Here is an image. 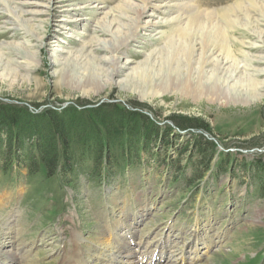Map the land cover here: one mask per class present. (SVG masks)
<instances>
[{
  "label": "rangeland",
  "instance_id": "1",
  "mask_svg": "<svg viewBox=\"0 0 264 264\" xmlns=\"http://www.w3.org/2000/svg\"><path fill=\"white\" fill-rule=\"evenodd\" d=\"M4 1L0 0V65L5 67L0 70V105L39 114L112 103L148 116L163 131L181 139L169 146L151 145L138 160L124 162L118 157L114 174L104 181L90 182L85 177L90 162L76 163L75 175L68 182L58 176L47 179L42 170L30 176L28 163L13 162L6 173L0 171V263L123 264L120 256L127 254L123 247L128 246L136 254L125 258L131 264H178L182 256L188 258L184 264H264V197L257 191L255 177L256 163L264 159V89L262 98L251 104L213 97L212 101L210 87L204 80L202 86L197 84V75L187 79L182 72L177 86L184 82L189 88L172 91L176 84H166L174 73L166 72L164 80L161 74L155 77L149 90L164 86L168 91L141 99L137 92L144 88L136 79H126L129 70L117 74L110 61H101V70L93 69L85 66L82 56L66 54L68 49L78 51L81 39H109L104 32L112 16L110 9L123 0H76L86 3L65 15L71 24L64 28L53 26L58 9L33 18L29 27L41 40L32 37L23 23L7 19ZM250 3L264 7V0H195L193 5L203 15L216 12L223 24L220 19L225 10ZM155 12V21L164 17ZM193 15L185 10L181 18ZM256 18L264 31V17L257 14ZM251 26L233 25L226 36L239 71L262 81L264 74L252 70L259 66L255 58L264 50V42ZM173 30L170 23H162L137 42L130 41L127 54L132 65L160 49L164 44L160 34ZM219 92L216 88L211 94ZM193 136L217 149L201 180L192 176L196 163L189 158V148L182 151ZM172 163L181 169L168 167ZM103 239L108 244H102ZM195 251L200 259H194ZM155 255L163 258L158 261Z\"/></svg>",
  "mask_w": 264,
  "mask_h": 264
},
{
  "label": "bare ground",
  "instance_id": "2",
  "mask_svg": "<svg viewBox=\"0 0 264 264\" xmlns=\"http://www.w3.org/2000/svg\"><path fill=\"white\" fill-rule=\"evenodd\" d=\"M58 1L59 0H17L16 3H14L5 0L3 6H5V11L10 17L7 19H12V22L20 26L23 23L27 32L31 34L32 37L41 40V37H38L30 28L31 25L29 22L33 18H38L40 15H48V13L51 14L52 11L58 9L59 12L57 13H59V16L54 21L55 25L53 26L64 28L71 24L67 22L65 15H68L69 11L77 10L79 4L86 3L85 1L78 3L76 0ZM135 1H137V5L134 4V0H123L114 8L110 9L112 16L110 15L111 19L107 22L108 28L107 26L106 28L108 30L104 32L109 36V39L105 38L106 40L104 42L98 39H96V41L92 39L97 44L94 46L91 45L92 40L89 39L86 42V39H81V43H83L81 48L75 52L68 49L66 54L73 57L82 56V58L85 59V66H91L93 69L97 68V70H101L98 68V64L101 61H110L111 66L115 67L117 74H122L124 71L129 70L131 74L126 79L132 82L136 79L143 86L142 88H144L140 92H137L141 99L147 98L149 95L153 97L162 96L168 91L167 87L164 86L149 90V85L153 83L155 77L161 74V78L164 80V74L166 72L171 74L174 73L173 76H169L170 74L167 75V77L169 76L170 82L166 85L176 84L171 86L172 91L177 88L181 91V87L185 89L189 88L184 82L181 83V87L177 86L180 85L181 82L178 80V76H181L182 72H186L187 79L195 74L198 76L197 84L202 86L201 80H204L208 84V87H210L208 95L211 97L209 100L213 101V97L216 101L224 99L226 101L251 104L258 102L262 98L264 80L257 81L254 79V75L251 74V76L243 71H239V62L234 58L231 50V43L226 36V32L227 29L232 28L233 25H252L251 28L254 29L255 33L264 42V31L261 30L258 25L259 19L257 20L256 18L257 14H261V17H264L263 6L250 3L249 6L248 4H237L234 7H229L221 14L220 20L223 21L222 24L219 22L216 12L212 11L203 15V11L195 9L196 7L193 5L195 0ZM155 10L160 12L163 10L161 13L164 17H160L155 21L153 18L157 13ZM185 10L191 11L194 15L190 18H181ZM250 10H253L252 15L249 14ZM23 16H27L28 20L23 18ZM107 17L108 16H106V18ZM162 23H166V25L170 23V25L174 27V30L168 35L160 34V38L164 39L163 46L146 55L143 62L132 65L127 54L129 42L136 41L140 37H145V33L149 31H156L158 26ZM140 31L144 33L140 34ZM26 42L29 43L30 39ZM51 54L55 56L57 52L52 50ZM101 55L108 56V59H103ZM119 55L124 56L126 60L122 62ZM258 56L259 57L255 59H257L259 66L252 71L253 74H264L263 49H261V54ZM0 57L2 56L0 55ZM151 57H157L158 60L153 63L150 60ZM0 64L2 63L0 62ZM14 65L17 68L21 67V64L17 61L14 62ZM193 66L196 67L193 68ZM205 67H209V70L205 71ZM224 68L225 70L223 71ZM0 70H5V67L0 65ZM148 75H152L153 77H149ZM216 88L221 89L222 92L212 95L211 92ZM94 93H97V91ZM2 203L3 201L0 199V206ZM102 244H108V241L103 239ZM123 250L127 254L120 256L125 260V262L122 261L121 263L131 264L130 262L128 263L126 259L131 256H136L134 253L135 251H129L131 249L128 246L123 247ZM111 254L113 255V253ZM161 258L162 255L158 256V261H161ZM200 258L201 256L195 251L194 259L197 260ZM189 260H191V258H189ZM187 261L188 258L182 256V258L178 260V264H184ZM78 264H83V261Z\"/></svg>",
  "mask_w": 264,
  "mask_h": 264
},
{
  "label": "trees",
  "instance_id": "3",
  "mask_svg": "<svg viewBox=\"0 0 264 264\" xmlns=\"http://www.w3.org/2000/svg\"><path fill=\"white\" fill-rule=\"evenodd\" d=\"M172 133L163 131L148 116L112 103L86 109L75 106L61 111L48 109L39 114L21 107L0 105V157L3 160L0 171L6 173L17 161L28 163L30 176L42 170L47 179L58 176L68 182L75 175L76 163L90 162L91 170L86 171L85 177L90 182L97 178L104 181L114 174L118 157L124 162L138 160L151 145L169 146L181 139ZM187 149L189 158H194L196 163L192 176L201 180L217 154L216 146L193 136L182 151ZM258 160L256 188L264 197V159ZM168 167L181 169L173 163Z\"/></svg>",
  "mask_w": 264,
  "mask_h": 264
}]
</instances>
